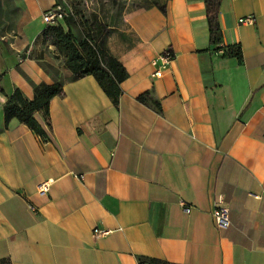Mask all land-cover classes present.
Masks as SVG:
<instances>
[{"label":"crops","instance_id":"0c3cea01","mask_svg":"<svg viewBox=\"0 0 264 264\" xmlns=\"http://www.w3.org/2000/svg\"><path fill=\"white\" fill-rule=\"evenodd\" d=\"M125 1L102 33L128 75L117 107L93 77L70 81L55 49L35 43L55 0H13V17L0 15V260L264 264V0H222L215 44L204 0ZM246 17L253 23L239 25ZM234 47L240 60L224 55ZM166 50L174 59L154 79ZM56 83L48 124L34 115L45 140L16 120L4 128L14 89L32 100L34 86ZM144 93L159 110L137 101ZM220 199L226 229L212 220Z\"/></svg>","mask_w":264,"mask_h":264},{"label":"trees","instance_id":"16d2710c","mask_svg":"<svg viewBox=\"0 0 264 264\" xmlns=\"http://www.w3.org/2000/svg\"><path fill=\"white\" fill-rule=\"evenodd\" d=\"M221 1L204 0L205 16L211 44H215L219 39L218 16ZM56 4L58 3L56 2ZM154 5L163 14L165 13V4ZM149 6L150 3H147L142 5L140 9H146ZM81 27L83 29H80ZM102 33L103 26L96 20L88 26L86 23L81 22V19L78 20L75 14L72 13L71 16L61 19L54 25L45 26L35 43L41 47L51 46L55 49L61 57L64 67L71 73L70 81H76L87 76L93 77L104 94L111 100L113 106L117 107L121 95L120 84L126 80L128 75L122 64L106 50ZM221 49L223 48H217L215 51ZM224 55L228 57L233 56L237 60L241 59V52L237 47H234L232 51L226 49ZM61 93V83L53 85L38 84L34 86L32 100H26L18 89H14L2 107L4 128L8 127L10 121L16 120L18 123L25 125L42 140H45L46 135L36 123L34 115L42 113L48 124L49 103ZM137 101L144 105H151L156 110L160 109L158 102L151 99L149 93L138 96ZM139 262L163 264L143 258H140ZM0 264L11 263L8 259H2L0 260Z\"/></svg>","mask_w":264,"mask_h":264},{"label":"built area","instance_id":"2783aa9c","mask_svg":"<svg viewBox=\"0 0 264 264\" xmlns=\"http://www.w3.org/2000/svg\"><path fill=\"white\" fill-rule=\"evenodd\" d=\"M72 15V11L69 9H65L62 5L56 4L53 8L45 11L42 14V21L45 26L48 25H54L58 21H60L63 18H66L68 16ZM253 23L252 17H246L241 18L238 20L239 25H251ZM30 54V51L27 50L25 52V55L28 56ZM215 55L222 54V51H215ZM174 59V54L170 50H166L159 54L156 59L153 62L154 70L152 73V78L154 79H160L162 78L163 74L167 70L168 66ZM49 188L48 183H41L37 187V191L39 194H44L47 192ZM184 208V207H183ZM33 210V208H30ZM186 213L189 212V209L184 210ZM212 220L214 225L219 229H226L230 225L229 221V210L226 206L223 205V202L220 200L217 201L216 206L214 210L212 211ZM109 232L99 229L93 230V235L95 237H101L107 235ZM140 264H148V263H140Z\"/></svg>","mask_w":264,"mask_h":264},{"label":"rangeland","instance_id":"374dc122","mask_svg":"<svg viewBox=\"0 0 264 264\" xmlns=\"http://www.w3.org/2000/svg\"><path fill=\"white\" fill-rule=\"evenodd\" d=\"M43 2V5L49 6L51 0H40ZM58 4L62 5L65 9H70L72 13L75 14L77 19H81V22L86 23L88 26L96 20L100 23L103 28L104 24L108 18L112 15L117 6L126 5L125 0H55ZM147 3H143L145 5ZM138 5L130 4L129 8H136ZM18 5L14 6L13 0H0V9H9L8 13L0 14L2 18H12L13 13L10 9H17ZM133 10V9H131ZM42 21V17H41ZM43 24V21H42ZM44 25V24H43ZM45 26V25H44ZM80 29H83L82 27ZM3 30V27H0V31Z\"/></svg>","mask_w":264,"mask_h":264}]
</instances>
